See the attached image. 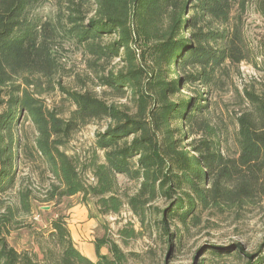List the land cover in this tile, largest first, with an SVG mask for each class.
<instances>
[{
    "label": "trees",
    "instance_id": "trees-1",
    "mask_svg": "<svg viewBox=\"0 0 264 264\" xmlns=\"http://www.w3.org/2000/svg\"><path fill=\"white\" fill-rule=\"evenodd\" d=\"M45 1L0 0V195L27 169L42 178L43 197L20 191L15 212L30 214L33 200L60 205L81 196L94 200L103 216L127 209L141 229L155 228L178 252L206 209L246 194L242 180L264 179V98L245 93L250 109L236 119L238 157H231L229 128L209 117L208 98L200 90L181 96L189 86L219 87L228 64L249 59L231 17L238 0H54L56 21L35 15ZM260 11L264 18V2ZM59 41L82 46L95 62L120 58L123 68L101 81L127 103L62 88L75 107L70 118L49 108L42 98L56 90ZM102 119L111 124L84 156L75 153V135ZM120 178L136 182V193L130 195ZM158 201L165 206L155 207ZM10 213L0 215V264H129L131 256L140 257L104 236L95 240L97 260H91L61 215L40 235L38 251L19 252L2 235ZM142 234L132 224L118 230L125 246ZM104 247L111 256L101 254ZM206 254L198 264H264L261 252L248 253L241 244Z\"/></svg>",
    "mask_w": 264,
    "mask_h": 264
},
{
    "label": "rangeland",
    "instance_id": "rangeland-1",
    "mask_svg": "<svg viewBox=\"0 0 264 264\" xmlns=\"http://www.w3.org/2000/svg\"><path fill=\"white\" fill-rule=\"evenodd\" d=\"M242 2L244 6L241 5ZM263 2L264 0H238L231 14L233 23L242 29L250 49L249 59L238 65L228 64L219 87L205 90L194 85L181 93L183 98H193L194 93L200 90L201 94L208 98L209 117L215 124L225 123L229 128L227 146L231 157H238V147L234 140L236 119L250 109L245 93H256L264 98V18L260 11ZM35 15L44 20L56 21V2L46 0L35 11ZM114 39L106 38L104 42L110 43ZM53 53L59 65L58 73L54 77L56 90L42 99L49 108L59 111L62 117L69 119L75 110L71 102L66 100L67 96L61 91L62 88L75 92H90L110 104L127 103L126 97L118 98L111 89L103 86L101 81L102 77L111 72L117 73L123 68L120 58L95 62L82 46L67 41L55 44ZM190 71L192 70L189 69ZM110 124L109 120L102 119L84 127L75 135L71 149L84 156L94 144L97 134L104 132ZM191 141L192 139L187 140L185 145H189ZM242 181L247 182V193L233 194L230 201L221 200L218 206L213 205L206 209L201 226L192 228L190 238L184 239L182 248L174 253L167 240L162 239L161 232L151 227L141 229L137 219L127 209L121 215L103 216L94 200L85 201L81 196L65 198L60 205H46L33 200L30 214L15 212L20 206V191L29 188L35 192L34 195L38 199L43 197L42 178L30 174L25 169L21 171L15 188L0 195V215L7 217L11 211L15 213L8 229L3 230L2 235L9 247L19 252L38 251V245L42 241L40 235H47L51 222L57 215L70 221L81 209L88 212L89 220L94 221L90 228L92 240L106 236L116 241L128 255H140L131 256L129 264H198L210 257L206 254L209 248H226L234 244L243 245L248 253L261 252L264 256V179ZM120 183L130 195L135 194L139 187L136 182H128L123 178H120ZM236 190L235 188L234 191ZM154 206L163 208L165 202L158 201ZM127 224L135 225L143 234L125 246L119 240L118 230ZM171 230L174 231L173 225Z\"/></svg>",
    "mask_w": 264,
    "mask_h": 264
},
{
    "label": "crops",
    "instance_id": "crops-1",
    "mask_svg": "<svg viewBox=\"0 0 264 264\" xmlns=\"http://www.w3.org/2000/svg\"><path fill=\"white\" fill-rule=\"evenodd\" d=\"M74 198V197H72ZM78 209V208H77ZM68 222L69 229L72 233L73 240L77 246V248L88 258L93 261L97 260L95 246L90 237V228L94 221L89 220L88 212L79 209L78 213L73 216V218ZM106 248V247H104ZM101 249V254L104 256H109L108 248Z\"/></svg>",
    "mask_w": 264,
    "mask_h": 264
},
{
    "label": "water",
    "instance_id": "water-1",
    "mask_svg": "<svg viewBox=\"0 0 264 264\" xmlns=\"http://www.w3.org/2000/svg\"><path fill=\"white\" fill-rule=\"evenodd\" d=\"M46 209H49V208H46Z\"/></svg>",
    "mask_w": 264,
    "mask_h": 264
}]
</instances>
